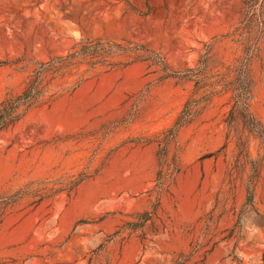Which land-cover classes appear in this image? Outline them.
Masks as SVG:
<instances>
[{
	"label": "rangeland",
	"instance_id": "1",
	"mask_svg": "<svg viewBox=\"0 0 264 264\" xmlns=\"http://www.w3.org/2000/svg\"><path fill=\"white\" fill-rule=\"evenodd\" d=\"M85 40L112 51L57 62ZM43 64L0 130V264H264V0H0V101Z\"/></svg>",
	"mask_w": 264,
	"mask_h": 264
},
{
	"label": "trees",
	"instance_id": "2",
	"mask_svg": "<svg viewBox=\"0 0 264 264\" xmlns=\"http://www.w3.org/2000/svg\"><path fill=\"white\" fill-rule=\"evenodd\" d=\"M85 42H92V40H85ZM112 48L105 47L104 44L99 41L92 42L86 46H83L79 50L68 53L63 57H58L57 62H65L70 60L71 58L83 55V54H91L96 55L101 52H111ZM46 64H43L40 70L35 73V76L28 82L24 91L18 94L11 100L4 99L0 101V130L4 129L7 125L14 122L20 117L19 108L24 105H28L33 100H35L39 95H41L43 90L42 85V72L45 69ZM237 75L234 80L233 86V104L230 109V114L240 113L245 118V122L248 124L247 126L252 129L256 125L255 119L251 116V113L248 109V101L251 96L250 92V78H249V70H248V61L244 60L240 67L237 66ZM249 116V117H248ZM184 119H182L183 122ZM251 200V197H250ZM251 204V203H250Z\"/></svg>",
	"mask_w": 264,
	"mask_h": 264
}]
</instances>
